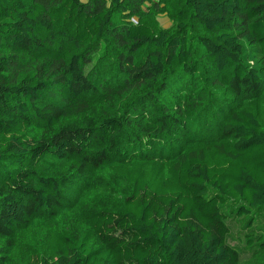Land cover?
<instances>
[{
    "label": "trees",
    "instance_id": "obj_1",
    "mask_svg": "<svg viewBox=\"0 0 264 264\" xmlns=\"http://www.w3.org/2000/svg\"><path fill=\"white\" fill-rule=\"evenodd\" d=\"M240 218L264 256V0H0V264H241Z\"/></svg>",
    "mask_w": 264,
    "mask_h": 264
},
{
    "label": "rangeland",
    "instance_id": "obj_2",
    "mask_svg": "<svg viewBox=\"0 0 264 264\" xmlns=\"http://www.w3.org/2000/svg\"><path fill=\"white\" fill-rule=\"evenodd\" d=\"M148 2L144 5V15L143 18L147 23L165 27V28H170L174 25L173 21L165 14V13H152L149 6ZM133 20H139L138 16L132 17ZM105 43L102 42L101 49L100 51L92 56V61L86 65V70L88 72H94L97 78V82L100 85H106L110 79L115 78L116 76V69H115V61L114 58H111V53L107 52L106 49L104 48ZM222 90H219L216 87H213L209 93L205 95V98L203 99L204 102H196L193 107H189L188 109V117L189 119H196V122L194 124V129L197 128L200 125H204L205 121H207L208 127H211L215 123V117H214V112L217 111L216 103L218 101L225 102L224 100L226 99ZM225 98V99H224ZM215 102V104L213 103ZM202 115V117H201ZM201 117V120H200ZM196 130V131H197ZM204 132V130H202ZM205 133V132H204ZM201 134V133H197ZM190 137L194 136H188L187 139H190ZM128 141V150L130 156H132V152L139 151V146L143 145V143H135L133 144L132 140ZM174 139V140H173ZM132 142V143H131ZM175 138H165L163 143L159 144L156 149L152 150L150 148L151 153L154 151L156 153V156H160L162 153L166 156L167 151L164 149H167L174 144ZM144 145L147 147V143H144ZM175 145L179 146L177 142H175ZM137 153V152H136ZM92 178H76L71 186L70 190L68 192V196L71 197L73 201H76L77 198L81 193H84L85 191L89 190L92 186ZM249 220L245 218H240V219H235L230 221V226H231V234L229 237V241L231 242L232 245L236 246L237 248L240 249L241 251V257L240 261L241 264H264V256L262 254V251L259 247V245H253L250 246V244L247 242V235L254 233L253 230V224L247 223ZM258 223V222H257ZM251 225V226H250ZM255 225V223H254ZM257 225V224H256ZM258 228V227H257ZM256 242V241H253Z\"/></svg>",
    "mask_w": 264,
    "mask_h": 264
}]
</instances>
